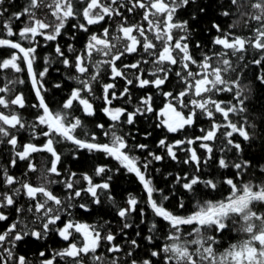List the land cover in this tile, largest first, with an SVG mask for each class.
I'll return each instance as SVG.
<instances>
[{
    "label": "snow or ice",
    "instance_id": "obj_1",
    "mask_svg": "<svg viewBox=\"0 0 264 264\" xmlns=\"http://www.w3.org/2000/svg\"><path fill=\"white\" fill-rule=\"evenodd\" d=\"M5 2L0 0V6ZM195 3L196 0H26L20 11L11 13L0 22L3 30L0 50H11L7 53L8 58L0 60V70L11 69L21 73L26 68L38 100V104L31 105L38 110L35 121L28 123L13 110V106L19 109L26 107L24 95L19 93L11 99L6 98L13 92L10 84L16 81H8L0 87V93L5 94L0 96V108L8 110L7 113L0 111V144L11 146L10 167H16L19 161H27L24 176L39 173L38 182L33 183L30 177L20 179L10 174L9 166H0V222L10 218L5 210L13 209L16 214L6 230L0 232V264H31L25 256L16 254L17 243L29 236L42 241L52 232L65 241L66 246L59 251L54 250L51 258L42 259L40 264H60V261L64 264H85V257L89 258L91 264H264V178L253 179L254 173L249 171L252 162L243 158L242 143L236 140L238 136L243 142H250L253 133L249 129H254L255 124L249 123L246 117L242 122L231 118L247 111L245 101L248 97L245 92H250V89L240 83L242 72L235 79L229 78L230 73L237 71L232 58L238 62L244 61L249 49L258 53L259 58H253L248 63L264 71V0H229L241 17L248 18L245 24L251 34L241 36L232 31L225 32L219 24L214 23L212 27L220 35L214 37L212 43L219 46V50L204 53L200 60L190 50L188 21L177 17L181 9ZM244 8L251 11H242ZM125 10L128 15L136 14L141 19L130 23ZM199 11L204 12V8L201 7ZM7 12L8 8H0V17H5ZM38 13H43V17ZM222 15L227 17L231 13L224 11ZM115 18H120L115 34L108 27H104L102 32L90 30V26L107 24ZM192 19H195V14ZM13 21L23 24L18 32L13 30ZM70 21H77L70 25L74 30L69 36L70 40L76 39L77 31L88 35L82 50L69 43L66 54L59 43L55 44V57L65 68L74 69V74L69 73L66 79L74 81L77 86L71 89L60 110L53 111L42 94L47 91L43 78L48 75L49 67H44L42 71L34 68L37 46L40 44L37 37H42L45 42L57 41L67 33ZM237 23L233 22L229 28H234ZM177 32L180 35L177 36ZM23 42L29 46L25 47ZM195 47L201 48L199 42ZM141 50L150 59L123 63V58L139 54ZM68 54H71V58ZM118 61L123 63V69L135 70L134 80L128 78ZM44 63L50 65L51 62L45 58ZM146 64L152 65L151 70L142 67ZM193 65L197 70H193ZM103 66L110 69L113 81L117 78L125 80L126 86L119 95L113 91L115 83H104L102 96L96 97L93 84L99 82ZM243 67H247V64ZM146 72L150 79L145 78ZM171 75L183 85L175 93L164 91ZM257 79L264 84V75H258ZM18 82L23 84L24 80L19 79ZM133 85L141 89H157L158 94L164 97V106L157 112L153 107L152 94H147L140 98L139 105L131 112L124 107H114V100L125 97L131 100L128 86ZM54 87L60 89L62 85L56 83ZM220 93H232V98L228 101L217 100L215 97ZM89 96L104 102L105 106L100 111L111 123L107 128L103 123H98L96 128L102 130L107 142H97L95 132H84L87 139L77 135V130L83 129L84 124L74 113L78 110L88 117L96 115ZM149 113L159 118L156 127L168 133L183 132L193 127L199 116L209 121V126L201 127V134L194 138L175 140L171 144L167 139H161L157 145L165 150L171 160L192 166L191 175L185 173L175 177V184L191 198V210L183 197L178 200V210H172L167 203L170 195L153 184L148 169L153 161H161L164 157L150 151L148 156L151 159L145 158L141 162L130 154L126 136L118 134L122 132L123 125H133L137 116ZM22 131H28L31 140L44 139L39 144H20L17 133ZM65 142L74 145L76 151L103 153L105 157L116 160L127 173L135 175L146 194L143 202L155 218L148 227L149 235L144 237L148 245H154L144 249L147 258L139 255L137 250L141 245L138 241L128 240L124 233L125 229L139 228L140 224L145 223V212L138 207L141 201L129 196L127 207H118L110 191L113 176L107 175L113 170L106 166L95 167L92 175L83 173L77 178V173L69 172L61 178L63 173L58 166L62 157L56 146ZM198 142L199 148L204 150L203 156L198 155L194 147H183ZM135 147L146 150L148 145L138 144ZM233 150L234 159L228 156ZM178 151L187 154L183 161L179 159ZM36 153H47L50 157L44 158L40 168L33 161ZM77 158L73 156V159ZM209 162H213L218 170H224L222 180L217 181L215 176L203 178L205 169L212 166ZM229 169L233 171L231 176L226 175ZM259 172L264 174V166L259 168ZM96 177H101V181L97 182ZM221 183L228 189L223 199L202 198L198 186L216 192L220 190ZM53 185H62L63 194L58 195ZM105 193L123 222L120 232L125 237L127 247L114 243L116 235L110 229L104 231L105 225L88 224L73 218L72 210L75 208L90 211L83 199L85 195L91 197L92 204L100 205L101 196ZM133 213L139 216V223L135 225L130 222ZM159 221H163L167 228L162 245L155 244ZM229 232L237 234L236 242L229 243L221 252L219 247L224 234ZM140 235L137 231L136 236ZM105 242L107 254L120 255H112L108 259L98 254V250L105 247ZM39 255L45 257L46 254L41 251Z\"/></svg>",
    "mask_w": 264,
    "mask_h": 264
},
{
    "label": "trees",
    "instance_id": "obj_2",
    "mask_svg": "<svg viewBox=\"0 0 264 264\" xmlns=\"http://www.w3.org/2000/svg\"><path fill=\"white\" fill-rule=\"evenodd\" d=\"M26 0H6L5 4L0 6V8L6 7L8 8V12L5 14V17H0V22H2L7 16H10L11 13L20 11L21 8L25 5ZM204 8V12H200V8ZM229 11L231 15L225 17L222 15V12ZM242 11H251L250 8H244ZM125 14L128 16V21L140 20L141 17L132 14L128 15L125 11ZM193 14H195V19H192ZM43 17V13H38ZM177 17L179 20H187L189 23V29L191 33V39L189 41V46L192 54L197 60L202 58L204 53H211L219 50V46H215L212 41L214 37L219 36L215 28L212 25L219 24L220 27L225 31H232L233 33L241 36H248L251 33L249 32L248 26H246L245 21L248 19L246 16L241 17L239 12H237L236 7L230 5L229 0H196L195 4H189V6L185 9H181L177 13ZM24 19V18H22ZM51 19V18H49ZM120 18H115L113 21H110L107 24L103 25H93L90 26L91 31L102 32L104 27H108L110 32L115 34V28L117 26V22ZM133 19V20H132ZM238 21L234 28H229L233 22ZM77 21H70L68 31L66 34L62 35L54 42H45L42 37H37L40 41L39 46H37V58L34 64V68L37 71H42L44 67H49V73L43 78V83L45 89L47 91H43L42 94L45 96V101L49 105V107L53 111L60 110L63 101L69 95L71 89L76 87L74 81L66 79V76L69 73L74 74V69H67L59 62V60L55 57V44L59 43L65 50L67 54V45L69 43L73 44V46L77 50H82L84 44L87 40V33L84 32H76V39L70 40L69 36L74 31L70 25L72 23H76ZM250 24H255L254 21H249ZM13 30L19 31L23 24L20 21L12 22ZM3 30L0 28V34H2ZM8 39H18V37H4ZM199 42L201 48H196L195 44ZM25 47L29 45L27 42H23ZM47 45V46H45ZM11 50H0V60L8 58L7 53ZM69 58H71V54H68ZM47 58L51 63L50 65H45L44 61ZM144 57H139L138 54H132L123 58V63H135L137 60H140ZM253 58H259V54L254 50L249 49V51L245 54V59L242 62L236 61L233 57V64L237 66V71L230 73L229 78L235 79L237 75H240V83L243 86H247L250 89V92L246 91L245 95H247V100L245 101V107L247 111L243 113L241 116H232L231 118L234 121L242 122V119L246 117L251 124H255L254 129H249L251 133H253V138L250 142H243L242 138L236 137L237 142L242 143V147L244 149L243 158L250 160L252 162V168L249 170L251 173H254L253 179L264 178V174L259 172V168L264 166V84H261L257 79L258 75H264V71L261 70L260 67L248 63V61ZM123 63L117 62L119 67L123 69ZM244 64H247V67H243ZM143 66V65H142ZM145 67L146 70L147 66ZM194 70V66H192ZM93 69H90L92 71ZM125 73L128 75V78L134 80V72L135 70L123 69ZM176 70V69H174ZM145 78H149L146 76ZM19 79H23L24 83L20 84L18 82ZM8 81H16L15 83L10 84V87L13 89V92L8 94L6 98L11 99L15 94L22 93L25 97L26 107L23 109L15 108L13 106V110L22 115L23 119L28 123H32L35 121V117L37 114V109L32 108V104H38V100L35 95V91L32 87L30 79L27 74V70L21 73H14L11 69L8 70H0V86L3 87ZM98 83L93 84V88L95 91L96 97L102 96V85L104 83H115L116 88L113 91H116L117 95L123 91L126 86L125 80L121 78H117L115 81L111 79L110 69L106 66H103L101 69V74L98 77ZM56 83H60L62 87L57 89L54 87ZM131 94V100L128 101V98L114 100V107H124L129 112L133 111L135 107L139 105V100L143 96L147 94H152L153 96V107L158 112L165 103L164 97L161 94H158V90L155 88H138L133 86H128ZM182 89V85L178 82V79L174 76H170V81L166 83L164 86V91H172L178 92ZM3 94L2 96H4ZM85 95H87L85 93ZM91 102L94 104L96 109V115L93 117L85 116L81 111H76L74 114L79 116L83 121L84 128L77 130V135H79L82 139H87L88 137L83 135L84 132L92 133L95 132L98 136L97 142H107L106 138L102 135V130L96 128V124L103 123L105 127L111 123L108 118L103 114L100 109H102L105 105L102 99H94L93 97H88ZM232 98V93H221L217 96L218 100L228 101ZM128 101V102H126ZM235 103V101H233ZM0 111L5 113L8 112L7 109L0 108ZM158 123L157 116L155 114L149 113L144 116H137L135 123L133 125H123L122 132L118 134H123L126 136V139L129 144V148L131 149L130 154L136 156L140 159V161H144L145 158L151 159L148 156V152H154L158 155L163 156L164 158L161 161H153L148 169V174L150 178L153 180V184L164 191L165 194L170 195L171 199L168 203V206L172 210H178L177 204L180 197L184 198V203L187 205L188 209L191 210L192 202L188 193L184 192L179 185L175 184V177L179 175H184L185 173L191 175L192 174V166L186 165L183 163H178L177 161L171 160L164 149L158 147V142L161 139H167L168 143H173L175 140L194 138L195 136L200 135L199 129L201 127L207 128L209 126V121L202 116H199L196 124L191 127L185 129L183 132L177 133H168L163 128H157L156 124ZM37 131H39L37 129ZM151 133V135H147ZM19 143H42L43 137L40 140H31L30 134L28 131H22L17 133ZM138 144H147L148 148L146 150H141L136 148L135 146ZM57 149L61 154V164L58 166L63 173L61 178L67 176L69 172L77 173V178H80L81 174L87 173L89 175L93 174L95 167L97 166H106L107 168L112 169V172L107 173V175H112L113 179L110 181L111 184V195L114 197L116 205L118 207H127L126 201L129 196L136 197L141 203L138 205L139 208H142L145 212V223L140 224L139 228L133 227L130 229H125L124 233L127 234V239H136L138 243L141 245V248L138 249V253L142 258H147L144 249L152 248L154 245H148V242L144 239L145 236L149 235L148 227L153 219H155L152 215L151 209L143 202L146 199V194L143 192L142 185L139 183L134 174L127 173L126 170L120 168L118 162L110 157H105L103 153H89L87 150L76 151L75 146L70 143H61L58 144ZM194 148L197 149L198 155L203 156L204 150L198 147V143L194 144ZM233 152L228 153L229 157L235 158ZM186 153L184 151H178V156L181 161L186 158ZM216 155H219V149H216ZM73 156L78 157L77 159H73ZM48 157L47 153H36L33 156V161L37 165L38 168L41 167L44 162V158ZM11 158V146L6 144H0V166H9V160ZM27 161H19L17 166L12 168L9 166L10 174L15 175L20 179L31 178L33 183L38 182L37 177L39 173H28V177L24 176V173L27 172ZM212 165L209 168H206L203 172V178H213L217 181L222 180L225 175L224 170H218L213 162H209ZM116 169H119L117 172ZM159 169V171H157ZM143 171V169H142ZM171 173V175H169ZM226 175H233V171L231 169L227 170ZM55 179V177H53ZM97 182L101 181V177L95 178ZM247 179V177H246ZM83 184V181L81 182ZM200 189V194L203 199H223L225 195H227L228 189L224 184H220V190L216 192H210L207 189H204L202 185L198 186ZM53 190L58 194H63L62 185H53ZM175 192V195L172 193ZM107 193L101 196L102 203L100 205H95L91 203V197L85 195L83 197L84 202H87L90 208V211H83L82 209L75 208L72 210L73 218L88 224L94 225H105L104 231L111 230L116 235V240L114 243L120 244L121 246L127 247L126 240L124 235L121 234L120 229L122 226V221L119 216L116 215V207L106 199ZM79 202V201H77ZM7 214H9V220L5 222H0V232L6 230L8 224H10L15 218L16 214L13 209L5 210ZM108 221L110 223L105 224ZM130 222L134 225L139 223L138 213H133L132 217H130ZM38 227V225L36 226ZM158 238L155 241V244L162 245L165 243L163 239L165 232L167 231L166 225L163 221L158 222ZM139 231L141 235L139 237L136 236V232ZM237 234L236 233H226L224 234V238L221 242V246L219 247V251H222L225 247L228 246L229 243L236 242ZM226 245V246H225ZM64 244L58 237L55 232L49 233L47 239L38 241L33 239L32 237H25L23 241L17 243V247L15 252L17 255L25 256L31 264H40V261L45 258H51L53 251H59L63 247ZM107 244L105 242V247L98 250V254L105 255L108 259L111 258L112 255H120V254H107L106 253ZM45 252V257H40V252ZM59 259V258H57ZM155 259V258H153ZM60 264H64L63 261H60ZM85 264H91L89 258L85 257Z\"/></svg>",
    "mask_w": 264,
    "mask_h": 264
},
{
    "label": "rangeland",
    "instance_id": "obj_3",
    "mask_svg": "<svg viewBox=\"0 0 264 264\" xmlns=\"http://www.w3.org/2000/svg\"><path fill=\"white\" fill-rule=\"evenodd\" d=\"M122 2H124V0H122ZM125 11H126V10H125ZM137 11H139V10H137ZM138 16H139V15H138ZM132 20H133V19H132ZM135 21H139V20H133V21H129V22L131 23V22H135ZM145 24H146V22H145ZM149 35L151 36L150 33H149ZM176 35L178 36V35H180V33L177 32ZM138 56H139V57H144V56H145L146 58H149V57L147 56L146 53H143V52H142V50H141V52L138 54ZM149 59H150V58H149ZM143 66H147V69H148V70H151V68H152V65H151V64H146V65H143ZM143 66H142V67H143ZM193 66H194V70H197V69H196V66H195V65H193ZM143 68L145 69V67H143ZM176 70H178V69H176ZM174 71H175V70H174ZM13 72H14V71H13ZM14 73H15V72H14ZM146 76H147V74H146ZM150 78H151V77H149V79H150ZM181 85H182V84H181ZM0 87H1V86H0ZM182 87H183V85H182ZM3 94H4V93H0V96H2ZM220 94H221V93H220ZM220 94H219V95H220ZM217 96H218V95H217ZM217 96L215 97L216 99H217ZM217 100H218V99H217ZM185 111H187V110H185ZM203 118H204V117H203ZM158 119H159V118L157 117V120H158ZM193 146H194V145H190V146H189V145H184L183 147H193ZM198 147H199V142H198ZM141 162H142V161H141ZM225 246H226V245H225ZM223 250H224V249H223ZM223 250H222V251H223ZM222 251H221V252H222Z\"/></svg>",
    "mask_w": 264,
    "mask_h": 264
},
{
    "label": "water",
    "instance_id": "obj_4",
    "mask_svg": "<svg viewBox=\"0 0 264 264\" xmlns=\"http://www.w3.org/2000/svg\"><path fill=\"white\" fill-rule=\"evenodd\" d=\"M57 237L64 243V244H66V242L65 241H63L58 235H57Z\"/></svg>",
    "mask_w": 264,
    "mask_h": 264
}]
</instances>
